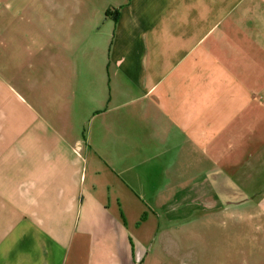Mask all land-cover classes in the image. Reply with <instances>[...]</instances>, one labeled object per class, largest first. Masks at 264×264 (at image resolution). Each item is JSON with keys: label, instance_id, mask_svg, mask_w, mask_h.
Returning <instances> with one entry per match:
<instances>
[{"label": "crops", "instance_id": "obj_1", "mask_svg": "<svg viewBox=\"0 0 264 264\" xmlns=\"http://www.w3.org/2000/svg\"><path fill=\"white\" fill-rule=\"evenodd\" d=\"M258 184L264 0H0V264H162Z\"/></svg>", "mask_w": 264, "mask_h": 264}, {"label": "rangeland", "instance_id": "obj_2", "mask_svg": "<svg viewBox=\"0 0 264 264\" xmlns=\"http://www.w3.org/2000/svg\"><path fill=\"white\" fill-rule=\"evenodd\" d=\"M250 176V182L261 183L260 171L254 169ZM245 188L246 195L237 189L231 207L218 210L211 202L192 210L189 205L183 214L174 208L171 225L168 221L160 226L168 232L156 235L162 264H264V226L259 220L264 185Z\"/></svg>", "mask_w": 264, "mask_h": 264}]
</instances>
